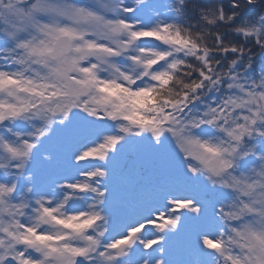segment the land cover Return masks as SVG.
Masks as SVG:
<instances>
[{
	"label": "snow or ice",
	"instance_id": "1",
	"mask_svg": "<svg viewBox=\"0 0 264 264\" xmlns=\"http://www.w3.org/2000/svg\"><path fill=\"white\" fill-rule=\"evenodd\" d=\"M0 264H264V0H0Z\"/></svg>",
	"mask_w": 264,
	"mask_h": 264
}]
</instances>
